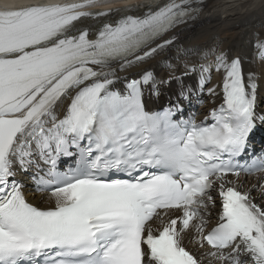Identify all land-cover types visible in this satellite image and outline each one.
Instances as JSON below:
<instances>
[{"label": "snow or ice", "instance_id": "snow-or-ice-1", "mask_svg": "<svg viewBox=\"0 0 264 264\" xmlns=\"http://www.w3.org/2000/svg\"><path fill=\"white\" fill-rule=\"evenodd\" d=\"M190 5L170 0L143 17L101 26L94 39L86 30L70 33L82 18L110 15L85 11L98 0L0 11V264H199L182 246L196 220L197 243L220 264H242L241 251L251 264H264V209L224 180L241 175L232 158L254 128V77L245 84L239 60L217 57L224 103L211 127L176 126L170 114L146 113L140 85L151 73L128 83L125 94L112 88L114 65L123 71L171 44L144 51L190 18ZM257 49L264 61V44ZM62 98L70 103L58 119ZM70 148L80 149L81 164L55 177L53 210L32 207L20 185L9 183L14 162L26 170L33 151L54 165ZM109 173L130 179H102ZM214 183L219 223L203 235L199 210L212 204ZM48 187L41 181L42 191ZM161 210L181 218L153 234L150 222Z\"/></svg>", "mask_w": 264, "mask_h": 264}, {"label": "bare ground", "instance_id": "bare-ground-1", "mask_svg": "<svg viewBox=\"0 0 264 264\" xmlns=\"http://www.w3.org/2000/svg\"><path fill=\"white\" fill-rule=\"evenodd\" d=\"M64 5L82 3L85 0H64ZM41 2V1H40ZM170 0H106L98 6L109 4L108 11L98 10L97 6L85 9L99 13H110L97 19L82 18L75 22L71 34L88 31L89 38L94 39L99 28L105 24H115L126 17H143L167 5ZM195 12L184 23L154 42L144 51H151L171 40L165 48H158L151 57L121 71L119 65H114L116 83L114 91L125 94L126 85L134 80H141L151 73L152 80L141 84L142 99L149 111L160 109L164 104L180 103L186 114L195 116L198 120L208 116L224 102L223 82L225 72L216 71L217 57L223 56L225 63L238 59L241 63L245 84L248 76L254 77L256 84V99L254 109V128L252 135L264 136V61L258 59V44H264V0H191ZM93 13V12H92ZM143 55V52L140 53ZM214 90V91H213ZM55 109L58 119H62L70 103L69 98H62ZM163 102H165L163 104ZM161 104H163L161 106ZM263 110V111H262ZM22 170L19 162H14L13 172L19 177L24 198L30 203L43 208L54 209L55 201L49 193L40 194L34 191L32 177L43 165L42 158L33 151ZM229 184L237 191L250 195L252 203L264 209V179L258 177H231ZM215 201V200H213ZM220 206L212 202L207 209L199 211L206 219L204 232L216 223L220 215ZM163 220L157 217L150 223L151 229H160ZM199 220L193 221L196 225ZM156 231V230H155ZM204 234V233H203ZM202 241V235L196 232H186L182 237V246L199 264H220L211 256ZM230 249L225 250L229 252ZM238 259L242 264H251L249 258L241 254Z\"/></svg>", "mask_w": 264, "mask_h": 264}, {"label": "rangeland", "instance_id": "rangeland-1", "mask_svg": "<svg viewBox=\"0 0 264 264\" xmlns=\"http://www.w3.org/2000/svg\"><path fill=\"white\" fill-rule=\"evenodd\" d=\"M260 107L263 109V108H264V105H263V104H261V105H260ZM262 111H263V110H262Z\"/></svg>", "mask_w": 264, "mask_h": 264}]
</instances>
